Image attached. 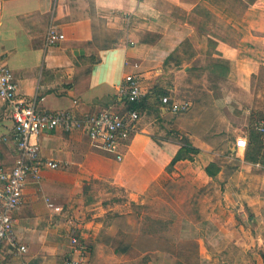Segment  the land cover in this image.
<instances>
[{"label":"crops","instance_id":"crops-1","mask_svg":"<svg viewBox=\"0 0 264 264\" xmlns=\"http://www.w3.org/2000/svg\"><path fill=\"white\" fill-rule=\"evenodd\" d=\"M261 12L264 14V0L250 3L245 15L218 0H0V56L14 72L20 97L37 99L44 110L69 109L79 116L116 107L121 98L119 87L130 75L140 77L150 103L157 89L176 92L183 78L186 85H190L191 79H198L204 93H211L212 99L189 100L190 108L176 116L168 129L190 145L200 147L192 159L178 160L174 167L183 173L191 172L193 187L201 190L214 179L207 167L219 155L208 140L224 132L232 120L227 114L233 107L228 102V89L239 86L250 91L254 78L264 71V23L258 27V21L252 20ZM51 26L64 33L65 39L48 44ZM187 46H191V52ZM174 54L180 56V62L173 68L172 82L166 83L161 79L164 65ZM212 77L218 79L215 82L219 85L213 84ZM252 106L242 107L239 115L244 118L253 110ZM160 108L163 116L178 114L165 110L163 104ZM200 108L204 109L203 116L195 113ZM210 109L217 112L211 128L207 127ZM236 118L241 122L239 116ZM13 125L10 107L0 99V135L9 134ZM153 129L140 118L138 132L132 137L123 161L129 157L141 159L146 154L150 135H155ZM38 143L40 155L58 161L63 169H45L40 183L30 181L26 185L24 203L13 212L14 236L26 251L6 240L0 250V264H18L21 256L30 260L27 264H36L33 253L48 250L46 237L69 234L78 236L84 245L87 264L91 263L96 246L121 253L124 258L134 249V243L115 249L107 242L92 241L105 213L67 226L60 211L46 202L61 206L60 203L52 198L44 202L52 184L79 186L80 172L109 181L114 170L106 158L92 148L94 144L80 130L45 129ZM16 158L13 143L0 144L1 164L11 167ZM241 161L233 177L234 188L227 189V203L240 211L249 210L254 222H264V168L260 162L244 157ZM218 173L221 176L223 169ZM139 196L136 192L133 200L138 201ZM79 200L72 196L63 199L74 203ZM258 231L256 239L263 243L264 227ZM51 246L50 255L41 257L40 264H55L56 254L63 246ZM163 254L174 257L172 252Z\"/></svg>","mask_w":264,"mask_h":264},{"label":"rangeland","instance_id":"rangeland-1","mask_svg":"<svg viewBox=\"0 0 264 264\" xmlns=\"http://www.w3.org/2000/svg\"><path fill=\"white\" fill-rule=\"evenodd\" d=\"M218 1L245 15L252 0ZM249 14L250 12L248 16ZM260 14L252 19L254 22L258 21V27L264 23V14ZM257 30L260 31L261 28ZM187 47L188 52H191V46ZM179 57L174 54L166 62L162 81L172 82L173 68L180 62ZM183 79V84L179 85L176 92L157 89L152 103H146L148 109L140 112L142 123H150L155 133L150 135L146 154L141 159L129 157L120 162L111 153L91 144L114 170L109 181L96 176L88 177V173L80 172L79 186H64L57 182L44 195V202L46 198H52L60 203V213L64 216L62 221L67 226L91 218L94 214L105 213L103 224L91 236L92 241L107 242L115 249L125 243H134V249L125 254L124 258L121 253L96 246L90 264H264V242L256 239L257 232H260L258 230L264 227V222H254L249 210L240 211L238 207L228 205L226 199V194H230L228 187L234 188L233 177L242 165V157L247 160L246 150L251 130L258 122L264 121V71L254 78L250 91L239 86L228 89V102L233 107L227 114L232 120L224 128V132L208 140L211 147L219 153L210 165L216 177L214 176L208 188L201 190L193 187L191 172L183 173L175 167L177 173L170 171L171 161L177 153L193 158L200 147L190 145L185 138L169 131L168 126L181 113L163 116L159 109L162 94L195 102H210L212 94L204 93L198 79H191L190 85H186V79ZM212 79L213 84L219 85L215 82L217 78ZM247 105H253V110L242 118L239 112ZM208 111L210 122L207 127L211 128L217 112L213 109ZM195 113L203 116L204 109L200 108ZM236 116L241 118V122L235 121ZM199 126L202 130L204 124ZM218 129L214 128V131ZM261 141L264 144L262 131ZM254 152L255 149H251L249 156L253 157ZM261 165L264 168L263 162ZM62 167L60 163L57 170L63 169ZM220 169H223L221 176L218 175ZM136 192L140 194L138 201L133 200ZM71 196L81 200L77 203L63 201L64 197L69 200ZM205 199L207 202H204ZM220 232L223 234L220 235ZM72 237L74 234L59 238L46 237L48 250L33 253L36 264H40L41 257L50 255L52 244L63 246V249L58 250V258L54 262L64 264L71 256L72 242L68 240ZM163 252H172L174 257L165 256ZM23 257L21 256L18 264H27L30 261Z\"/></svg>","mask_w":264,"mask_h":264},{"label":"built area","instance_id":"built-area-1","mask_svg":"<svg viewBox=\"0 0 264 264\" xmlns=\"http://www.w3.org/2000/svg\"><path fill=\"white\" fill-rule=\"evenodd\" d=\"M65 34L51 26L47 32L48 44L64 40ZM18 83L13 70L0 56V99L5 101L11 111L14 125L9 134L0 135V144L11 142L17 151V158L11 167L0 163V250L8 240L20 251L25 245H18L14 236L15 221L13 212L24 203V190L30 181L39 182L45 169H59L56 160L40 155L38 137L45 129H63L71 132L80 130L100 149L111 153L118 161H123L132 137L138 132L140 110L133 106L146 97L147 91L138 75L128 76L119 87L118 105L107 107L96 113L77 115L69 109L44 110L37 99H25L18 94ZM165 110L173 113L187 111L189 100H174L169 95L161 98ZM258 129L264 132V121ZM48 206L56 211L61 206L48 201ZM71 256L64 264H84L87 251L80 239L71 238Z\"/></svg>","mask_w":264,"mask_h":264},{"label":"trees","instance_id":"trees-1","mask_svg":"<svg viewBox=\"0 0 264 264\" xmlns=\"http://www.w3.org/2000/svg\"><path fill=\"white\" fill-rule=\"evenodd\" d=\"M254 1L255 0H252L249 3H252ZM165 95H167V94H162L160 96V101H159L160 106L162 105L161 98L163 96H165ZM155 96H156V93L153 96H151V98L152 97H155ZM149 98L150 97L146 95L145 98H143L139 103H134L133 106L136 107V108H138L140 110V112H141L142 110H144V109L147 108L146 107V103L149 101ZM160 106H159V109L161 111ZM259 124L260 123L258 122L257 126L253 127L252 130H251V133H250V141H249V144H248V148L246 150V152H247L246 158H247V160L252 161V162H256V163L257 162H260V163L263 162L264 163V144L261 141V131L258 129ZM182 148H184V147H182ZM251 149H255V152H254V156L253 157L249 156ZM186 158L192 159V157H189L188 155H183L181 153H177V155H175V157L171 161L172 168L170 169V171L177 173L175 171L174 164L178 160L186 159ZM210 165L207 167V172H208V174L210 176H215L216 174L211 170V166Z\"/></svg>","mask_w":264,"mask_h":264}]
</instances>
